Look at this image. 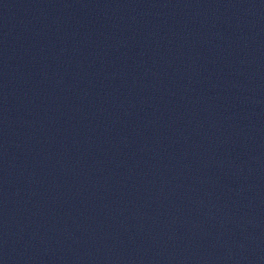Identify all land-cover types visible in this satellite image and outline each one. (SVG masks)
Here are the masks:
<instances>
[{
	"label": "water",
	"instance_id": "obj_1",
	"mask_svg": "<svg viewBox=\"0 0 264 264\" xmlns=\"http://www.w3.org/2000/svg\"><path fill=\"white\" fill-rule=\"evenodd\" d=\"M0 264H264V0L2 7Z\"/></svg>",
	"mask_w": 264,
	"mask_h": 264
}]
</instances>
